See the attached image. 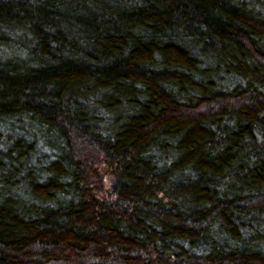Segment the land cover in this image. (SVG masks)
<instances>
[{
    "label": "trees",
    "instance_id": "obj_1",
    "mask_svg": "<svg viewBox=\"0 0 264 264\" xmlns=\"http://www.w3.org/2000/svg\"><path fill=\"white\" fill-rule=\"evenodd\" d=\"M0 264H264V0H0Z\"/></svg>",
    "mask_w": 264,
    "mask_h": 264
}]
</instances>
